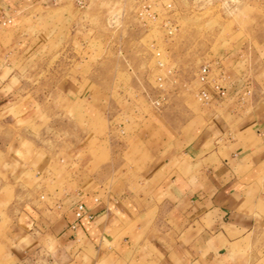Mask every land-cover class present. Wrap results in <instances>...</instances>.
I'll return each instance as SVG.
<instances>
[{
    "label": "crops",
    "instance_id": "1",
    "mask_svg": "<svg viewBox=\"0 0 264 264\" xmlns=\"http://www.w3.org/2000/svg\"><path fill=\"white\" fill-rule=\"evenodd\" d=\"M46 2L0 0V264H264V114L182 149L136 128L120 148L104 96L17 98L3 77ZM57 155L75 169L50 202L38 189Z\"/></svg>",
    "mask_w": 264,
    "mask_h": 264
},
{
    "label": "rangeland",
    "instance_id": "2",
    "mask_svg": "<svg viewBox=\"0 0 264 264\" xmlns=\"http://www.w3.org/2000/svg\"><path fill=\"white\" fill-rule=\"evenodd\" d=\"M45 5L36 21L26 23L20 66L3 77L13 76L9 85L17 98L64 91L104 96L119 128L110 142L119 147L127 131L142 127L154 130L155 141L182 149L209 127L229 131L264 114V0H61ZM204 64L210 65V79L228 89L226 97L200 100L198 72ZM45 137L50 136L40 131L33 136L41 144ZM88 154L83 151L82 159ZM98 154V160H106L105 142ZM74 159L63 157L60 170L56 156L39 196L50 202L49 196L60 197Z\"/></svg>",
    "mask_w": 264,
    "mask_h": 264
},
{
    "label": "built area",
    "instance_id": "3",
    "mask_svg": "<svg viewBox=\"0 0 264 264\" xmlns=\"http://www.w3.org/2000/svg\"><path fill=\"white\" fill-rule=\"evenodd\" d=\"M61 0H47L45 4H58ZM78 4H84L86 0H71ZM11 22V19L8 20ZM211 77V68L209 64H204L200 67L198 72L199 81L202 84L201 89L199 90V98L201 101L209 103L215 98H224L228 94V89L221 83L217 81H212ZM76 217L77 219L87 218L92 220L94 215L89 212L85 204L80 202L76 208Z\"/></svg>",
    "mask_w": 264,
    "mask_h": 264
}]
</instances>
